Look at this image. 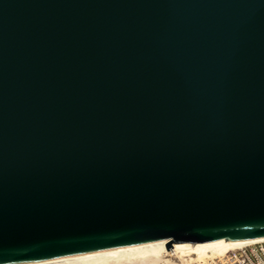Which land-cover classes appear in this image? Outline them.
Listing matches in <instances>:
<instances>
[{"label": "water", "instance_id": "1", "mask_svg": "<svg viewBox=\"0 0 264 264\" xmlns=\"http://www.w3.org/2000/svg\"><path fill=\"white\" fill-rule=\"evenodd\" d=\"M264 236V0H0V264Z\"/></svg>", "mask_w": 264, "mask_h": 264}, {"label": "bare ground", "instance_id": "2", "mask_svg": "<svg viewBox=\"0 0 264 264\" xmlns=\"http://www.w3.org/2000/svg\"><path fill=\"white\" fill-rule=\"evenodd\" d=\"M258 240H264V236L173 244L171 250L166 249L163 240H155L136 245L19 264H159L164 259L170 264H175L174 258H178L182 262H201L205 257L214 258L230 248ZM170 251L171 253H169ZM168 253L174 258H164Z\"/></svg>", "mask_w": 264, "mask_h": 264}, {"label": "built area", "instance_id": "3", "mask_svg": "<svg viewBox=\"0 0 264 264\" xmlns=\"http://www.w3.org/2000/svg\"><path fill=\"white\" fill-rule=\"evenodd\" d=\"M169 253H171V251ZM169 253L167 255L164 254V258H174ZM159 264L170 263L164 259L161 260ZM175 264H264V240H258L230 248L223 254L214 258L205 257L201 262H182L177 258Z\"/></svg>", "mask_w": 264, "mask_h": 264}, {"label": "rangeland", "instance_id": "4", "mask_svg": "<svg viewBox=\"0 0 264 264\" xmlns=\"http://www.w3.org/2000/svg\"><path fill=\"white\" fill-rule=\"evenodd\" d=\"M172 259H173V258H172ZM173 260H174V261H177V259H176V258H174Z\"/></svg>", "mask_w": 264, "mask_h": 264}]
</instances>
